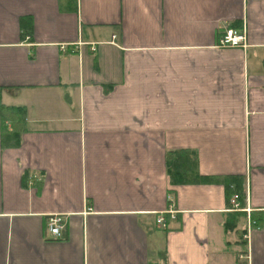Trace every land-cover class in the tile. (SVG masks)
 Returning <instances> with one entry per match:
<instances>
[{
	"label": "crops",
	"instance_id": "obj_1",
	"mask_svg": "<svg viewBox=\"0 0 264 264\" xmlns=\"http://www.w3.org/2000/svg\"><path fill=\"white\" fill-rule=\"evenodd\" d=\"M3 104L25 123L0 141V264H264V0H0ZM178 148L221 178L172 183Z\"/></svg>",
	"mask_w": 264,
	"mask_h": 264
},
{
	"label": "trees",
	"instance_id": "obj_2",
	"mask_svg": "<svg viewBox=\"0 0 264 264\" xmlns=\"http://www.w3.org/2000/svg\"><path fill=\"white\" fill-rule=\"evenodd\" d=\"M23 24V23H22ZM1 123V145L14 146L20 142V134L24 130L25 123V107L22 105H1L0 107ZM10 122L9 125L6 122ZM195 150L188 148L171 149L168 154V171L170 174V181L172 183L186 182V181H213L221 178L219 175H207L198 171L196 165ZM227 179L226 195L228 201L231 196L235 195L240 206L245 205V198L243 192V179L240 175L231 174L225 176ZM243 210H230V218L225 222V228L230 229L238 224L239 217L244 215ZM253 216L258 217L260 214L252 212ZM245 228L241 229L243 234Z\"/></svg>",
	"mask_w": 264,
	"mask_h": 264
},
{
	"label": "built area",
	"instance_id": "obj_3",
	"mask_svg": "<svg viewBox=\"0 0 264 264\" xmlns=\"http://www.w3.org/2000/svg\"><path fill=\"white\" fill-rule=\"evenodd\" d=\"M218 44L221 46H242L246 47L248 45L247 42V34L245 25L241 27L234 26H225L224 30L220 33L218 37ZM231 205L229 209L233 210H243L245 211V231L243 232V237H248L250 231L253 228L261 227V223L259 218L252 215L253 208L245 204L244 206H240L236 196L233 195L230 199ZM166 212L172 213L174 211L173 207H169L165 210ZM163 212V211H162ZM162 212L157 215L156 221L161 225H165V217ZM66 218L65 214L62 212H53L47 216L46 219V229L49 232L50 237L59 238L62 236V230L65 226Z\"/></svg>",
	"mask_w": 264,
	"mask_h": 264
}]
</instances>
